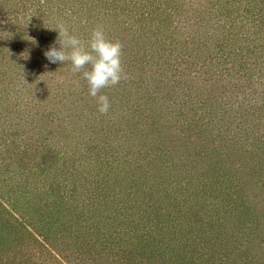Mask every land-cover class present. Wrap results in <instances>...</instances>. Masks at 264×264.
<instances>
[{"label": "trees", "instance_id": "1", "mask_svg": "<svg viewBox=\"0 0 264 264\" xmlns=\"http://www.w3.org/2000/svg\"><path fill=\"white\" fill-rule=\"evenodd\" d=\"M60 23L122 43L106 115ZM2 227L0 264H264V0H0Z\"/></svg>", "mask_w": 264, "mask_h": 264}, {"label": "clouds", "instance_id": "2", "mask_svg": "<svg viewBox=\"0 0 264 264\" xmlns=\"http://www.w3.org/2000/svg\"><path fill=\"white\" fill-rule=\"evenodd\" d=\"M54 30L58 32L56 44L59 47L50 46L44 53L45 57L51 63H70L73 73L82 72V78L87 81L88 94L97 102L98 112L106 115L111 105L102 90L128 79L122 66V43L109 39L102 25L91 31L87 41L71 32L64 23ZM30 39L36 44L33 38Z\"/></svg>", "mask_w": 264, "mask_h": 264}, {"label": "rangeland", "instance_id": "3", "mask_svg": "<svg viewBox=\"0 0 264 264\" xmlns=\"http://www.w3.org/2000/svg\"><path fill=\"white\" fill-rule=\"evenodd\" d=\"M40 159L43 160L44 163H46V164L43 165V167H47V165L49 164V162H48L49 160H48L47 158H45L43 155L40 156ZM20 163H23V162H20ZM47 163H48V164H47ZM23 203H25V202H23ZM22 205H23V204H22ZM27 221H28V220H27ZM37 226H38V225H37ZM39 227H40V226H39ZM38 229H40V228H38ZM5 230H6V227H4V228L2 227V228L0 229V231H2V232L5 231ZM7 235H8V234H6V233H1V232H0V242L4 241V238H5V236H7ZM34 236H35V235H34ZM23 237H24V238H27V237H26V234H24ZM35 237H36V236H35ZM36 238H37V237H36ZM24 240H25V239H24ZM26 241H27V240H26ZM31 241H32V240H31ZM31 241H28V242H31ZM35 244H36V245H34V250H36V251L38 250V253H41L42 255H45V254H46L50 259L54 260L53 258H51V257L49 256V254L46 252V250H44V248L40 247L39 244H37V243H35ZM37 247H38L39 249H38ZM112 263H113V264H119L117 261H113ZM49 264H50V263H49ZM54 264H55V263H54Z\"/></svg>", "mask_w": 264, "mask_h": 264}]
</instances>
